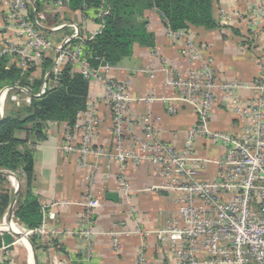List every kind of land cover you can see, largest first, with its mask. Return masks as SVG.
<instances>
[{"label":"built area","instance_id":"1","mask_svg":"<svg viewBox=\"0 0 264 264\" xmlns=\"http://www.w3.org/2000/svg\"><path fill=\"white\" fill-rule=\"evenodd\" d=\"M69 1L0 0L5 8L0 59L9 58L25 81L22 83L20 79L0 89V117L7 103L30 106L44 96L57 85L58 75L65 66L70 67L71 74H79L89 86H101V94H90L85 109L77 112L72 123L55 122L61 129L58 150L65 157H75L78 168L85 172V196L78 203L83 208V226L80 230L64 231L48 226L49 221L56 219V209L72 204L69 201L43 204L41 222L34 229L20 225L13 213L7 221V211L0 225L13 222L22 230L23 237L29 240L34 236L44 247L52 246L58 234L76 235L90 245L94 236L100 234L96 218L103 204L97 196L98 183L113 178L120 203L126 207L128 218L134 219L133 198L145 189L132 186L129 170L148 164L155 168L160 179L151 189L177 193V211L160 230L145 231L135 225L103 232L110 237L112 249H119L120 236L152 233L166 246L168 258L151 262L142 246L136 264H264V62L257 78L249 83L219 82L213 58L203 52L186 29H172L163 19L166 35L173 40H183L181 54L189 68L184 72L175 68L160 69L168 72L166 84L173 90V97L133 99L128 82L113 77L112 65L102 57H92L88 48L95 35L86 28L85 19L88 10L94 9L84 6L80 9L83 13L80 21L67 20L64 14L73 11ZM40 2H47L61 16L60 22L51 27L53 31H63L59 42L45 33L46 15L36 7ZM218 17L230 23V15L224 8L219 10ZM260 32L264 54V27ZM46 58L51 59V67L42 72ZM92 59L97 65L91 63ZM31 70L40 74L41 82L36 88V71ZM218 92L232 105L240 124L239 134L210 127ZM135 100L145 104L142 113L134 111L132 102ZM157 101L164 104L167 114L174 115L178 111L175 103L193 109L195 122L187 129L183 148L162 139L159 118L153 116L151 109V104ZM101 106L110 114L108 127ZM103 130H106L105 136ZM199 144L217 145L222 151L216 158L204 157L198 152ZM210 164L216 167L215 177L200 179V174ZM5 172L10 174L15 186L13 172ZM3 233L10 234L14 243H19L21 234L16 237L15 233L0 229V234ZM1 248H5L4 243Z\"/></svg>","mask_w":264,"mask_h":264},{"label":"crops","instance_id":"2","mask_svg":"<svg viewBox=\"0 0 264 264\" xmlns=\"http://www.w3.org/2000/svg\"><path fill=\"white\" fill-rule=\"evenodd\" d=\"M263 6L264 0H214L213 15L217 21L215 28H184L202 46L203 52L213 58L219 82L249 83L259 75L264 62L263 36L260 32L264 27V12H261ZM100 8L102 10H97ZM221 8L230 15V23L226 24L219 19L218 12ZM39 10L47 18V35L51 37L50 34L63 32L51 29L60 22L61 16L56 10L47 2H40ZM4 11V5L0 2V33L3 30L1 25ZM109 12L110 9L105 0H101L98 8L88 10L85 26L89 32L95 36L100 33L104 17ZM80 13V9H76L65 13L64 18L80 21L83 14ZM138 21L144 22L152 37L153 45L143 47L135 44L132 54L124 57L116 66H111L110 73L113 77L128 82L129 94L133 99L149 96H156L158 99L171 98L174 92L166 84L168 72L160 69L175 68L184 72L189 68L188 61L181 54L184 42L182 39L173 40L166 35L164 20L156 9L143 10ZM12 65L14 64L9 60L5 68L8 69ZM155 70L158 71L155 72ZM34 73L36 76L34 80H39V72ZM152 73H154L153 77H151ZM101 92L99 84H92L88 88V96L100 95ZM245 96L248 97L249 94L246 93ZM175 104L178 111L174 115L165 112V106L161 101L152 103L151 109L153 116L159 118L158 125L162 139L177 148H183L187 129L194 124L196 115L192 108L180 103ZM132 107L137 113L145 110V104L136 100L132 102ZM101 110L108 127L110 114L102 106ZM55 122L59 121L48 122L45 125V137L41 140L33 139L32 135L29 137L30 133L27 130L16 131L15 137L21 141H27V147L32 150L34 160L32 193L37 197L40 207L55 201L72 202L68 206L56 209V219L49 221L48 226L55 227L59 231L80 230L83 226V208L78 203L84 200L85 196L87 186L85 172L78 168L75 157H65L58 150L61 129ZM239 125V120L232 111V105L222 93H216L210 127L216 131L239 134ZM102 134L105 136L106 130H103ZM103 143L108 142L103 141ZM221 151L220 146L217 145H198V152L211 159L218 157ZM155 171V168L148 164L129 170L132 186L136 189H145L136 193L133 198L136 207L134 219L128 218L126 207L120 203L116 183L113 178H110L103 183H98L97 196L103 204L96 218V226L100 234L94 236L90 245L81 241L76 235L58 234L50 247L40 246L36 238L35 246L29 240L33 247L31 251L30 246L27 248L23 244L24 247H20L12 240L10 244H5V248L0 247V264H31V261L32 264H136L138 251L142 246L145 248L146 258L149 261L157 263L166 260L168 258L166 246L152 233L148 236L137 234L120 236L118 250L112 249L110 237L102 234L135 225L145 231L160 230L166 226L177 211L178 194L167 190L151 189L160 183ZM0 175H4L8 180L5 187L13 194L11 201L15 199V206L24 186V179L13 172L16 185L12 186L10 176L1 173ZM215 175L216 167L210 164L200 174V179L210 180Z\"/></svg>","mask_w":264,"mask_h":264},{"label":"trees","instance_id":"3","mask_svg":"<svg viewBox=\"0 0 264 264\" xmlns=\"http://www.w3.org/2000/svg\"><path fill=\"white\" fill-rule=\"evenodd\" d=\"M214 0H105L110 9L104 17L103 28L93 40L88 43L92 57H102L112 66H116L124 57L132 54L135 44L143 47L153 45L152 37L144 22L138 21L143 10L156 9L172 29H188L189 27H204L213 29L217 21L213 15ZM101 0H70L72 10L87 8L96 9ZM39 3L36 7L39 8ZM47 33V32H45ZM9 58L0 59V87L12 85L20 80L21 71L14 65L5 68ZM93 65L97 61L91 60ZM51 59L46 58L42 72L49 71ZM37 70H31L34 72ZM41 81L36 82V86ZM89 84L79 74H71L70 67L65 66L57 81V85L40 99L34 100L30 106H21L17 111L7 110L0 118V170H8L22 176L24 186L20 191L13 214L18 223L27 229H34L41 222V207L37 197L32 193L33 153L27 147V141L15 137V132L27 130L33 139L45 137V125L48 122L59 121L72 123L77 112L85 109ZM8 105V104H7ZM13 104L9 103V106ZM14 106V105H13ZM44 132V133H43ZM8 180L0 175V220L6 213L11 193L5 187ZM4 185V186H3ZM35 237L29 240L35 246ZM13 237L8 233L0 234L2 243L10 244Z\"/></svg>","mask_w":264,"mask_h":264},{"label":"rangeland","instance_id":"4","mask_svg":"<svg viewBox=\"0 0 264 264\" xmlns=\"http://www.w3.org/2000/svg\"><path fill=\"white\" fill-rule=\"evenodd\" d=\"M51 35V38H53V40L54 41H56V42H59L60 41V38H61V36H62V32H59V33H55V34H50ZM6 108H7V110L9 111V110H15V111H17V110H19L20 108H21V106H9V104H8V106H6ZM44 133V132H43ZM31 135H32V133H30V134H28V136L29 137H31ZM45 135V134H44ZM11 195H13V194H11ZM14 208V207H13ZM14 227H16V224H14L13 223V227L12 228H14ZM15 230H16V232L18 231L19 232V230L18 229H16V228H14ZM20 232L22 233V230H20ZM19 240V243H17V245L18 246H23V241L22 240H20V239H18ZM24 247V246H23Z\"/></svg>","mask_w":264,"mask_h":264},{"label":"bare ground","instance_id":"5","mask_svg":"<svg viewBox=\"0 0 264 264\" xmlns=\"http://www.w3.org/2000/svg\"><path fill=\"white\" fill-rule=\"evenodd\" d=\"M13 227V222H5V223H3V224H1L0 225V229L1 230H8V231H10V232H13V233H15V234H21V235H19L20 236V240H24L23 241V243L27 246V248L29 247V245H28V243L26 242V240L23 238V235H22V233L20 232V228L16 225V227H14V228H16V229H18L19 230V232L17 231L16 232V230L14 229V228H12ZM18 242H19V240H18ZM31 264H32V261H31Z\"/></svg>","mask_w":264,"mask_h":264},{"label":"water","instance_id":"6","mask_svg":"<svg viewBox=\"0 0 264 264\" xmlns=\"http://www.w3.org/2000/svg\"><path fill=\"white\" fill-rule=\"evenodd\" d=\"M60 77V75H58V78ZM1 174H6V175H10L9 173L7 172H0ZM14 203H15V199H13L8 207V210H7V221L10 220L11 216H12V213H13V206H14ZM14 236L16 237H19L17 234H14ZM26 242L28 243V245L30 246V249L31 251L33 250V247L32 245L30 244L29 240L26 238V237H23Z\"/></svg>","mask_w":264,"mask_h":264}]
</instances>
